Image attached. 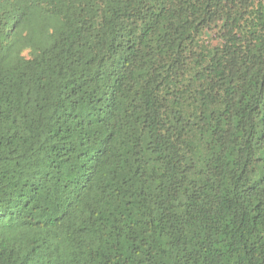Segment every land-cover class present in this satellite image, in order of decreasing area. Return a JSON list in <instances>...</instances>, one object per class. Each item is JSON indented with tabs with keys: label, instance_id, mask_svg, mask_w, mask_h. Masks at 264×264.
Here are the masks:
<instances>
[{
	"label": "trees",
	"instance_id": "16d2710c",
	"mask_svg": "<svg viewBox=\"0 0 264 264\" xmlns=\"http://www.w3.org/2000/svg\"><path fill=\"white\" fill-rule=\"evenodd\" d=\"M0 264H264V0H0Z\"/></svg>",
	"mask_w": 264,
	"mask_h": 264
},
{
	"label": "rangeland",
	"instance_id": "374dc122",
	"mask_svg": "<svg viewBox=\"0 0 264 264\" xmlns=\"http://www.w3.org/2000/svg\"><path fill=\"white\" fill-rule=\"evenodd\" d=\"M24 54L27 55V51Z\"/></svg>",
	"mask_w": 264,
	"mask_h": 264
}]
</instances>
